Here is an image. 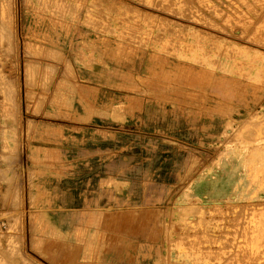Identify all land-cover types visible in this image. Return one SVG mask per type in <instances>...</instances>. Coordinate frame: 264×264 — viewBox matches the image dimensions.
I'll use <instances>...</instances> for the list:
<instances>
[{
  "label": "rangeland",
  "instance_id": "obj_1",
  "mask_svg": "<svg viewBox=\"0 0 264 264\" xmlns=\"http://www.w3.org/2000/svg\"><path fill=\"white\" fill-rule=\"evenodd\" d=\"M0 264H264V0H0Z\"/></svg>",
  "mask_w": 264,
  "mask_h": 264
}]
</instances>
